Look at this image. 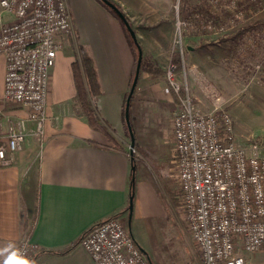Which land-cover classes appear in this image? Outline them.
I'll return each instance as SVG.
<instances>
[{
	"label": "crops",
	"instance_id": "0c3cea01",
	"mask_svg": "<svg viewBox=\"0 0 264 264\" xmlns=\"http://www.w3.org/2000/svg\"><path fill=\"white\" fill-rule=\"evenodd\" d=\"M115 1L128 16L143 51L149 52L146 55L160 65L170 62L175 49L172 43L175 30L181 21L180 0ZM98 8L104 13L105 21L103 26L95 28L94 37H89L88 22L81 23L79 28L74 16L73 22L77 40L80 32L84 42H90L93 48L102 86V94L94 99L96 110L120 146H114L85 117L76 113L72 74L74 38L62 36L63 47L51 71L44 136L29 134L21 150L9 152L11 163L0 166V249L9 244L16 247L21 238L28 237L37 248L31 257L36 264H96L81 244L82 237L98 223L124 216L127 209L135 239L154 259L143 236L154 229L162 216L146 212L147 202L155 198L153 183L146 177L140 179L139 187L135 185L132 215L129 210L131 137L126 130L124 106L132 82L134 55L120 21ZM187 46L189 54L195 52L192 45ZM6 68V57L0 54V140L3 143L7 142L10 123L29 116L28 108L4 98ZM147 77L144 73V82L130 104L137 143L142 150L156 151L164 145L160 141L163 139L170 152H174L171 120L177 100L169 92L166 80L148 81ZM199 88L203 89L201 85ZM29 126L34 124L29 122ZM139 154H135L138 160ZM3 261L4 256L0 255V264Z\"/></svg>",
	"mask_w": 264,
	"mask_h": 264
},
{
	"label": "built area",
	"instance_id": "2783aa9c",
	"mask_svg": "<svg viewBox=\"0 0 264 264\" xmlns=\"http://www.w3.org/2000/svg\"><path fill=\"white\" fill-rule=\"evenodd\" d=\"M183 24L179 21L178 27ZM74 31L68 0H0V54L7 61L4 98L29 109L27 118L10 123L7 142L0 140V166L11 163L9 152L21 150L29 134L44 136L60 38ZM182 40L180 33L176 45L183 56ZM166 81L177 100L171 131L181 220L197 256L188 264H247L243 253L264 246V140L248 145L236 140L233 119L208 83L205 88L216 106L202 111L171 62ZM81 244L96 264H152L117 218L95 225ZM16 248L28 258L37 251L28 237Z\"/></svg>",
	"mask_w": 264,
	"mask_h": 264
},
{
	"label": "rangeland",
	"instance_id": "374dc122",
	"mask_svg": "<svg viewBox=\"0 0 264 264\" xmlns=\"http://www.w3.org/2000/svg\"><path fill=\"white\" fill-rule=\"evenodd\" d=\"M220 1L215 0L214 4L215 12L221 14V18H218L219 21L224 22L222 27L213 26V31L202 28L197 31V34L195 31L193 33L187 31L188 37L183 36V25L175 30L172 42L175 49L179 48L176 41L180 39V33L183 47H186L188 43L196 47L195 52L187 53L184 56V66L178 76L195 96L198 107L202 111L212 110L216 106L214 96L205 88L206 83L211 85L214 92L221 97V107L233 119L236 140L241 144L248 145L256 140H264V36L262 35L264 26L258 22L260 18H264V11L247 19L240 15L237 17L238 22L229 24L226 21V16L218 10ZM70 2L76 28H79L81 23L88 22L91 28L88 29L89 37H94L95 28L103 26L105 21L104 13L98 6L117 18L100 0H70ZM235 4L236 1L232 6L235 7ZM212 6L209 5V8ZM126 17L128 16L126 15ZM258 17L260 18L257 19ZM119 26L123 30L121 23ZM241 26L251 28L242 34L236 45L235 41L227 38L232 37ZM70 36L74 38L72 48L75 51L78 46L84 47L93 57L91 43L84 42V37L82 38L80 32L79 40H77L76 31ZM255 36H263L262 43L256 42ZM197 37L199 39H196ZM248 38L251 40L249 41ZM147 53L149 52L147 51ZM147 53L143 51V54ZM160 59L164 60V58ZM168 63L166 61L162 66L167 69ZM143 82L142 78L141 84ZM198 83L203 89L199 88ZM162 140L160 139L164 145H160L156 151L142 150L138 143L137 149H135V154L140 153L141 157L138 160L134 183L136 187H139L142 177H146L153 183L155 198L147 202L145 209H147L146 212H156L155 215L162 216L161 219H158L154 229L147 231L143 238L147 241L150 251L153 252L154 259L152 261L154 264H188L197 256L193 241L190 240L184 228L185 224L181 220L183 200L179 182L175 177L173 151L170 152V148ZM146 200L148 201V197ZM117 219L127 227L128 209L124 216ZM134 233L136 237L143 239L140 234L137 236V233ZM243 256L247 264H264V246L255 252L243 253Z\"/></svg>",
	"mask_w": 264,
	"mask_h": 264
},
{
	"label": "trees",
	"instance_id": "16d2710c",
	"mask_svg": "<svg viewBox=\"0 0 264 264\" xmlns=\"http://www.w3.org/2000/svg\"><path fill=\"white\" fill-rule=\"evenodd\" d=\"M106 7H108L112 13L117 17V19L120 21L123 30L127 36L128 42L130 44V47L132 49L133 55H134V71L132 76L135 75L136 71V65H137V59H138V48L133 41V38L125 26L124 22L120 18V16L108 5H106L102 0H100ZM120 9L122 7L116 3L114 0H112ZM194 1V2H193ZM198 1H201L198 3ZM215 0H180V6H179V18L184 23L183 24V36L188 37V32L195 31L197 34V31L199 29H206L207 31H213L215 27H222L224 22H220L218 18H221V14L219 15L218 12L216 13L215 9ZM236 1L235 7L232 6V4ZM197 2V3H195ZM209 5H213L209 8ZM123 10V9H122ZM218 10L223 13L226 17L227 23H236L239 21L237 17L242 15L244 19L247 18H253L254 15H257L258 12L264 11V0H221L218 3ZM218 14V15H217ZM223 17V16H222ZM128 18V17H127ZM224 18V19H225ZM258 17L257 19H259ZM264 18H260L258 20L259 23H262L261 25L264 26ZM129 20V18H128ZM130 21V20H129ZM131 23V22H130ZM233 24V25H234ZM132 25V24H131ZM243 25V24H241ZM133 27V25H132ZM134 28V27H133ZM251 28V27H250ZM247 26H241L238 28L232 37H228L227 39H230L231 41H235L236 45L240 41V37H242V34L244 32H248L250 30ZM264 36V34L262 33ZM251 36V35H249ZM263 36H255V41L262 43ZM195 38V37H194ZM198 39V38H196ZM250 41L251 38H248ZM139 43L141 44L140 40L138 39ZM245 44V43H243ZM191 45V44H189ZM142 46V45H141ZM193 50L196 49L195 46ZM143 48V47H142ZM183 56L179 49H174L171 52V58L170 62L175 64L177 66V73L180 74L181 70L184 66L183 58L184 56L190 52L188 46L183 48ZM169 62V63H170ZM148 74V81H156V80H166V68H164L162 65H160L156 59L151 58L149 56H146L143 54V61H142V67L141 72L138 80L137 87L135 89V92L132 96V99L135 97L140 84L141 80L143 78V74ZM72 74H73V81L75 85L76 94L74 97V105L76 109V113L85 117L88 124L95 130L102 132L108 140L114 145V146H120V142L114 137V135L108 130V128L104 125V123L100 120V117L98 115V112L96 110V106L94 103L95 97L102 94V86L100 82V77L98 73V69L95 63V60L90 55V53L84 48L78 46L77 50L75 51V59L72 62ZM132 84V82H131ZM131 87V86H130ZM131 99V100H132ZM126 106V104H125ZM125 106H124V121L126 124V130L128 133V136L130 137L129 129L126 123L125 119ZM135 134V131H134ZM136 136V135H135ZM136 138V144L135 149H137V137ZM136 166V174L138 169V158L135 156V160L133 163ZM135 193V183L132 182V189L131 194L133 195ZM129 222L127 225V228L130 231V234L135 239L133 233H132V217L129 216ZM136 241V239H135ZM137 242V241H136ZM138 244V242H137ZM139 245V244H138ZM140 246V245H139ZM140 248L142 251L147 255L148 259L152 264L153 261L150 257V255L144 250L141 246Z\"/></svg>",
	"mask_w": 264,
	"mask_h": 264
},
{
	"label": "water",
	"instance_id": "95a60500",
	"mask_svg": "<svg viewBox=\"0 0 264 264\" xmlns=\"http://www.w3.org/2000/svg\"><path fill=\"white\" fill-rule=\"evenodd\" d=\"M102 1L106 5H108L110 8H112L120 16V18L122 19L125 26L129 30V32L133 38V41L135 42V44L138 48V59H137L136 71H135V75L133 77V81H132V84H131V87H130V90H129V93L127 96L126 106H125V119H126V123H127L128 129H129L130 137H131L130 155H131V162H132V182L134 183L135 179H136V166L133 163L135 160L136 138H135L134 130H133L131 120H130V104H131L132 96H133L135 89L137 87L140 72H141L142 61H143V48L138 41V37H137L135 29L132 27L130 21L126 17V14L112 0H102ZM133 208H134V194L130 195V200H129V210H130L131 215L133 212Z\"/></svg>",
	"mask_w": 264,
	"mask_h": 264
},
{
	"label": "clouds",
	"instance_id": "9594fccd",
	"mask_svg": "<svg viewBox=\"0 0 264 264\" xmlns=\"http://www.w3.org/2000/svg\"><path fill=\"white\" fill-rule=\"evenodd\" d=\"M0 255L4 256L3 264H36L34 259L28 258L12 244L0 249Z\"/></svg>",
	"mask_w": 264,
	"mask_h": 264
}]
</instances>
